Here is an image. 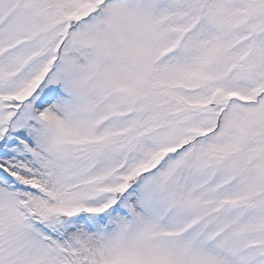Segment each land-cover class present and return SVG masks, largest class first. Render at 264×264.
I'll list each match as a JSON object with an SVG mask.
<instances>
[{"label": "snow or ice", "instance_id": "snow-or-ice-1", "mask_svg": "<svg viewBox=\"0 0 264 264\" xmlns=\"http://www.w3.org/2000/svg\"><path fill=\"white\" fill-rule=\"evenodd\" d=\"M0 264H264V0H0Z\"/></svg>", "mask_w": 264, "mask_h": 264}]
</instances>
